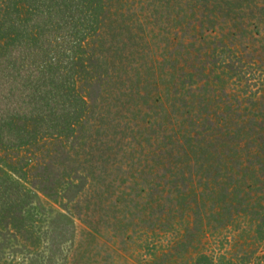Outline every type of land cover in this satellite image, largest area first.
Listing matches in <instances>:
<instances>
[{
  "label": "rangeland",
  "instance_id": "374dc122",
  "mask_svg": "<svg viewBox=\"0 0 264 264\" xmlns=\"http://www.w3.org/2000/svg\"><path fill=\"white\" fill-rule=\"evenodd\" d=\"M22 2L0 64L54 27L86 105L0 150V264H264V0Z\"/></svg>",
  "mask_w": 264,
  "mask_h": 264
},
{
  "label": "trees",
  "instance_id": "16d2710c",
  "mask_svg": "<svg viewBox=\"0 0 264 264\" xmlns=\"http://www.w3.org/2000/svg\"><path fill=\"white\" fill-rule=\"evenodd\" d=\"M15 10L16 15H25L22 6L16 7ZM53 30L58 31L54 27L44 31L48 37L46 42L40 44L30 58L7 60L4 57L7 63L0 64V68H6L7 71L3 70L0 73V150L3 152L8 148L33 145L47 134L58 135L61 129L57 125L59 121L62 122L60 118H66L68 123H60L61 128L64 131L70 128L72 115L63 113L62 106L65 102L67 106L77 102L86 105L84 97L78 94V90L86 82L84 76H78L71 81L66 80L64 74L60 72L62 52L55 42L56 32ZM17 41L16 34H6L0 41V55H4L8 50L10 53L14 42ZM81 41L83 40L80 39L79 44L75 46L77 49H81L83 45ZM9 169L10 172L17 173ZM4 177L3 161L0 156L1 182ZM6 182L8 181H3ZM3 183H1L3 188H0V199L5 193ZM2 205L0 203L1 207Z\"/></svg>",
  "mask_w": 264,
  "mask_h": 264
}]
</instances>
